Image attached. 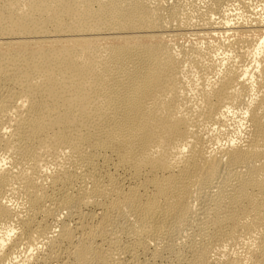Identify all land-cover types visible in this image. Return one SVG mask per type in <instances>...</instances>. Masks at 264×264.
Returning <instances> with one entry per match:
<instances>
[{"label":"bare ground","instance_id":"1","mask_svg":"<svg viewBox=\"0 0 264 264\" xmlns=\"http://www.w3.org/2000/svg\"><path fill=\"white\" fill-rule=\"evenodd\" d=\"M0 264H264V0H0Z\"/></svg>","mask_w":264,"mask_h":264}]
</instances>
